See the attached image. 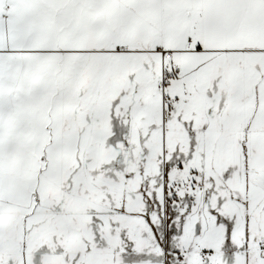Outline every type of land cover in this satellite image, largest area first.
I'll return each mask as SVG.
<instances>
[{
  "label": "snow or ice",
  "instance_id": "snow-or-ice-1",
  "mask_svg": "<svg viewBox=\"0 0 264 264\" xmlns=\"http://www.w3.org/2000/svg\"><path fill=\"white\" fill-rule=\"evenodd\" d=\"M0 264H264V0H0Z\"/></svg>",
  "mask_w": 264,
  "mask_h": 264
}]
</instances>
